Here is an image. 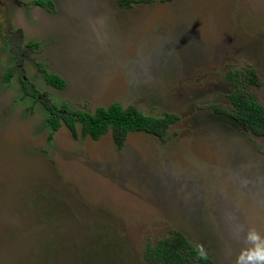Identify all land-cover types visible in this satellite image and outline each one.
Returning a JSON list of instances; mask_svg holds the SVG:
<instances>
[{
	"label": "rangeland",
	"instance_id": "1",
	"mask_svg": "<svg viewBox=\"0 0 264 264\" xmlns=\"http://www.w3.org/2000/svg\"><path fill=\"white\" fill-rule=\"evenodd\" d=\"M53 1L0 0V264H149L175 230L232 264L238 224L264 234V136L232 115L226 75L252 68L264 105V0ZM113 101L178 119L122 146L47 124L45 103Z\"/></svg>",
	"mask_w": 264,
	"mask_h": 264
},
{
	"label": "trees",
	"instance_id": "2",
	"mask_svg": "<svg viewBox=\"0 0 264 264\" xmlns=\"http://www.w3.org/2000/svg\"><path fill=\"white\" fill-rule=\"evenodd\" d=\"M154 1L117 0V3L119 6L127 8L138 3ZM33 2L42 7L54 9L53 0H33ZM31 42V45H37L36 42ZM38 66L48 84L56 88H63L66 85L64 78L59 74L48 71L41 64ZM226 76L232 79V90L227 93V98L233 106L232 115L252 133L264 136V105L249 91L253 84L259 83L257 74L252 68H244L235 70ZM22 85L27 94L37 96L36 88H31L25 80H22ZM44 106L48 112L47 124L52 131H56L64 123L75 138L79 126L82 135L97 139L110 130L112 138L118 146L123 145L128 132L144 131L163 137L167 128L178 119V115L172 112H164L162 115L146 114L135 105L124 106L118 101H113L107 106H98L93 111L73 110L66 105L58 108L54 103H45ZM51 138L52 134L50 133L48 139ZM196 249L197 247L191 244L186 235L175 230L169 236H164L154 243H147L143 256L149 264H213L208 257L202 260L197 259Z\"/></svg>",
	"mask_w": 264,
	"mask_h": 264
},
{
	"label": "clouds",
	"instance_id": "3",
	"mask_svg": "<svg viewBox=\"0 0 264 264\" xmlns=\"http://www.w3.org/2000/svg\"><path fill=\"white\" fill-rule=\"evenodd\" d=\"M234 238L240 247L234 253L232 249L226 251V255L233 257L232 264H264V234L254 227L238 224ZM195 255L197 259H206L207 250L199 245Z\"/></svg>",
	"mask_w": 264,
	"mask_h": 264
}]
</instances>
